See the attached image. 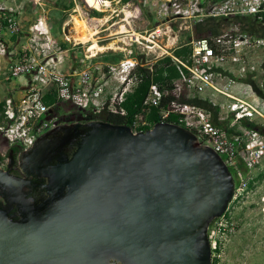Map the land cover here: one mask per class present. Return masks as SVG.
<instances>
[{
    "label": "water",
    "instance_id": "95a60500",
    "mask_svg": "<svg viewBox=\"0 0 264 264\" xmlns=\"http://www.w3.org/2000/svg\"><path fill=\"white\" fill-rule=\"evenodd\" d=\"M16 161L20 177L0 168V264H211L235 190L222 158L168 122L71 119Z\"/></svg>",
    "mask_w": 264,
    "mask_h": 264
},
{
    "label": "built area",
    "instance_id": "2783aa9c",
    "mask_svg": "<svg viewBox=\"0 0 264 264\" xmlns=\"http://www.w3.org/2000/svg\"><path fill=\"white\" fill-rule=\"evenodd\" d=\"M97 1L102 11H93L102 14L110 11L114 2ZM119 3L121 0H118ZM140 8L147 9L153 25L138 34H133L129 28L123 32L119 30L123 58L117 61L103 63L100 58L104 55L92 43L71 42L64 35V41L75 49L78 59L77 67L64 71L62 64L70 57L69 49L63 50L61 42L51 36L45 17H39L31 24L25 42L19 41L18 47L14 48L13 38L22 33V8L19 6L13 10L0 5V77L12 84H25L21 95L15 97L11 94L3 100L0 137L9 146L24 151L40 135L57 127L60 124L57 117L51 107L44 103L45 96L50 92L57 101L69 103L82 111L98 114L106 105L109 112H117L116 106L124 101L136 83V68H150L158 59L171 56L169 51L177 44L176 24L181 30L185 23L196 25L206 19L224 20L225 28L220 34L189 42L192 48L191 64L177 61L185 71L180 70V79L172 91L175 99L170 102L169 110L161 114L162 119L169 113L178 116L181 127L192 132L199 141L216 152L228 168L235 171L232 201L226 212L211 223L208 232L211 264H223L226 245L236 233V222L230 217L231 204L243 197L251 180L249 173L264 161V121L260 124V130L242 128L229 135L224 128L210 121L207 112L181 103L179 98L182 90L189 95L204 96L210 92L213 96H223L229 103L217 105L220 111H225L226 118L233 116L230 127L241 121L252 122L256 115L260 116L250 103L230 94L228 86L233 83L230 78L227 85L219 87L215 79L221 74L214 70H224L228 61L240 62L249 51L264 54V37L252 34L244 23L258 14H264V0H139V5L130 11V16L123 14L121 22L138 19ZM111 13L116 14L115 11ZM239 73L253 74V78H256L257 68L253 64H243ZM110 82L113 83L111 95L102 102L100 98ZM162 95L157 86L152 85L144 105L156 106ZM204 97L210 99L209 96ZM120 113L124 114L122 110ZM145 126H149V123L138 117L131 130L138 132L137 129Z\"/></svg>",
    "mask_w": 264,
    "mask_h": 264
},
{
    "label": "rangeland",
    "instance_id": "374dc122",
    "mask_svg": "<svg viewBox=\"0 0 264 264\" xmlns=\"http://www.w3.org/2000/svg\"><path fill=\"white\" fill-rule=\"evenodd\" d=\"M70 1L74 4V7H78L82 17L84 15L85 17L101 16L92 13L94 8L91 9L92 7L88 5L91 7L89 8L85 4L84 0H53L51 3L44 0H39L38 3H36L34 0H0V5L6 9L13 8V10H16L19 6L22 8L20 14L22 33L17 36V40H14V44L18 43L19 41L25 42L26 38L23 32H25V30L39 17H45L46 24L53 38L60 40L63 38V32H65L67 35H69L70 41L73 42L74 39L71 38V34L72 32L75 33V28L70 23V20L71 16L75 15V11L73 10L74 7L70 10L66 9ZM138 2L139 0H127V16H130L129 11H133L136 6L139 5ZM122 5V2L118 4V0H114L110 11L103 13L104 17H108V20L111 17H114L113 21H119V19L123 17V14L114 16L111 12L113 10L117 11ZM95 10L102 11V8L100 6L99 9ZM14 14L17 15L16 13ZM94 22L95 23L92 25L96 26L94 29L96 36H106V34H109L107 37H105L109 43L120 40L118 31L123 29L117 27L115 30L103 32L102 29L104 26L102 27V21ZM244 23L246 26L249 25L247 22ZM152 25L153 24L147 9L140 8V16L132 23V27L138 32H142L149 30ZM189 26L190 25L188 23L182 24L181 30L178 29L179 24L174 26V31L176 32L178 38V44L191 41L189 35L187 34L188 29H185V27ZM253 26L257 27L258 24L253 23ZM261 28L262 27L260 26L257 27V34L260 33ZM193 39L196 40V38ZM91 40L92 38L89 39V43H91ZM101 40L102 41L100 44L106 43L104 42L103 38ZM263 62L264 54L262 52H246L240 62L233 63L228 61L224 65L226 75L221 74L215 79L216 84L219 87H222L227 85V79L231 78L233 83H230L228 86L230 94L250 103L260 113V116L256 115L254 117L250 127H247V124H245L248 123V121H241L235 124L237 129L254 128L260 130V124L264 121V100L258 98L248 85L238 83L236 81L237 78L244 76L239 73L241 66H243V64H253L257 68L255 80L264 90V70L261 68V64ZM12 85L13 84L11 82L5 81L2 77H0V102H3L6 97L11 95L10 89ZM204 96H209L210 99L216 104H223L225 106L229 103V101L221 95L213 96L209 92ZM78 113L82 114V116L86 115L84 111L74 107L69 103L60 105L55 109V116L57 117L58 121L62 120L64 117ZM71 119L73 120L75 118L71 116L67 117L65 122H70ZM221 121L224 124L228 123V125H231V120L229 121V117L226 118V113L224 110L221 111ZM261 175H263V178L259 179ZM249 176L251 177V182H253V188L247 189L242 198L234 201L231 204L230 217L232 218L233 222H236V233L226 245L223 264H264V161H262L259 166L252 170L249 173Z\"/></svg>",
    "mask_w": 264,
    "mask_h": 264
},
{
    "label": "trees",
    "instance_id": "16d2710c",
    "mask_svg": "<svg viewBox=\"0 0 264 264\" xmlns=\"http://www.w3.org/2000/svg\"><path fill=\"white\" fill-rule=\"evenodd\" d=\"M46 2H52L53 0H44ZM113 1V0H110ZM218 1V0H212ZM122 3H126L127 0H121ZM74 7V4L70 1L69 5L66 7L67 10H70ZM92 13L96 15H103L102 13L92 11ZM247 25L249 31L252 34L259 35L264 37V14H258L254 16L252 19L248 20ZM253 23H257L258 26L262 27L260 33L257 34V27L253 26ZM221 24H226L224 20H214V19H206L202 23L196 24L195 28L198 33L209 32L211 35L215 36L222 32ZM225 26H223L224 28ZM219 28L217 34L216 30ZM215 34V35H214ZM14 40L16 37L13 38ZM61 47L62 44H61ZM191 53L192 48L189 45V42L178 44L172 51L171 56H165L158 59L155 63L152 64L150 68L145 66H139L135 70V74L137 75V80L133 89L130 93L125 96L124 101L117 105V112L111 113L108 111L107 106L105 105L102 110L98 114H93L91 111H84L86 115L82 116V114H72L67 117L79 118L84 122L88 121H102L110 124L123 125L132 128L133 122L138 118L142 117V120L149 123V126H145L143 128L137 129V131H147L151 129V127L158 122H168L172 124H176L181 126L182 124L178 121V116L169 113V115L162 119L161 114L167 112L169 110L170 102L175 99L172 95V91L174 89L175 83L180 79V70L185 71L182 66L178 63L181 62L183 64L190 65L191 64ZM178 61V62H177ZM261 68L264 70V62L261 64ZM217 74L226 75L225 70L222 68H216L214 70ZM231 76V75H230ZM232 77V76H231ZM231 79V78H230ZM238 83H243L248 85L253 93L260 99L264 100V90L259 86L256 82L255 78H253V74L246 73L244 76L236 79ZM152 85H156L157 88L163 93L159 102L156 106H148L144 105V101L149 94L150 87ZM179 101L181 103L190 104L201 108L205 112L210 115V121L216 125L224 128L229 135H232L236 132V127H230L228 123L224 124L221 121V111L217 104H214L208 97L199 96V95H189L185 90H182L180 94ZM44 103L51 107L52 113L55 115V109L60 105H64L67 103H61L57 101L52 92L48 93L44 98ZM120 110L124 112V114L120 113ZM64 117L59 121L60 124L66 123ZM233 116H229V121L232 120ZM3 123V102H0V124ZM252 122L245 123L247 127H250ZM254 129V128H253ZM264 136V132H262ZM14 150V149H10ZM15 154V153H14ZM16 155V154H15ZM241 169L244 171L243 167ZM232 176L235 179L236 184V174L235 171L229 168ZM263 175L259 177L262 179ZM252 180L249 181L247 189L253 188Z\"/></svg>",
    "mask_w": 264,
    "mask_h": 264
},
{
    "label": "crops",
    "instance_id": "0c3cea01",
    "mask_svg": "<svg viewBox=\"0 0 264 264\" xmlns=\"http://www.w3.org/2000/svg\"><path fill=\"white\" fill-rule=\"evenodd\" d=\"M218 1H221V0H218ZM127 6H128V3H123V5L120 7V9H118L117 11L113 10V11L116 12V14H112V15H114V16H116L117 14H119V15L120 14L127 15V11H126ZM73 10L75 11V15L71 16L70 23L74 26L75 33L72 32L71 38L74 39V41H81V39L82 40H86L84 42H87V41H89V39L92 38L91 43L93 44V47H95L97 49V51L102 52V54L104 55V56H102L100 58L103 63L113 62V61H117V60L123 58V52L121 51V49L123 48V45L120 43L119 40L118 41H114L115 44H114V42L113 43H109L107 41V39L105 38L109 34H106V36H99V35L96 36L95 33H94V29L96 28V26L92 25V24L95 23L94 21H98V22L102 21V23H103L102 27L104 26V28L102 29L103 32L115 30V29H117V27H120V28L124 27V28H129L128 30L130 32H132L133 34H138L139 33L136 29H134L132 27V23L134 21H136L137 19H134L133 21L130 20L131 22L125 20V23H123V22H121L122 18L119 19V21H113L114 17H111L108 20V17H104V15H101L99 17L98 16L85 17V15H84L82 17L77 6H75ZM223 26H225V24H221L220 30L222 29V31L225 28V27L223 28ZM28 28L25 30V32H23L25 37H27V35H28ZM185 29H188V33L187 34L189 35L190 40H193V38L199 39L201 37L211 35L210 31L209 32L198 33L196 31L195 25H190L189 27H185ZM218 31H219V28L216 30L215 33L217 34ZM63 34L67 38H69V35H67L65 32H63ZM110 34H112V33H110ZM102 38H103L104 42H106V43L100 44V42L102 41L101 40ZM15 40H17V38ZM59 41L61 42V44L63 46V47H61L63 50L69 49L68 52H69V56L70 57H69V59L66 58L65 62L62 64L63 70L64 71H69L71 68L77 67V65H78L77 55L75 56V54H76L75 49L71 48V44L70 43L64 41L63 38H61ZM12 42H13V44L15 43L14 39H13ZM81 42H83V41H81ZM18 45H19V43L14 44V48H17ZM177 45H178V38H177L176 46ZM170 53H171V51H169V54ZM5 63H6V61H4V64ZM24 89H25V84H23V83L22 84H13L11 89H10V93L13 96L18 97L19 95L22 94V91ZM112 89H113V83L110 82L105 87L104 92H103V94H102V96L100 98V101L103 102V101L107 100L109 98V96L111 95Z\"/></svg>",
    "mask_w": 264,
    "mask_h": 264
},
{
    "label": "flooded vegetation",
    "instance_id": "af4514ba",
    "mask_svg": "<svg viewBox=\"0 0 264 264\" xmlns=\"http://www.w3.org/2000/svg\"><path fill=\"white\" fill-rule=\"evenodd\" d=\"M80 120L84 122L81 117L75 118L74 121ZM70 123V122H69ZM14 150H10V149ZM20 152L19 148L14 146H9L1 137H0V168L4 172H8L11 175L20 177V173L16 170L17 167V157ZM16 155H15V154ZM10 155L13 157V162L10 161Z\"/></svg>",
    "mask_w": 264,
    "mask_h": 264
},
{
    "label": "bare ground",
    "instance_id": "6f19581e",
    "mask_svg": "<svg viewBox=\"0 0 264 264\" xmlns=\"http://www.w3.org/2000/svg\"><path fill=\"white\" fill-rule=\"evenodd\" d=\"M84 2H85V4H86L87 6L90 5V6L92 7V9L94 8V10H95V9H99L100 6H101V5L99 6V3H98L97 0H84ZM86 2H87L88 4H87ZM106 4H107V3H106ZM88 7H89V6H88ZM91 7H89V8H91ZM101 8H102V6H101ZM121 29H123V30H120V31L123 32L125 28L121 27ZM118 32H119V31H118ZM81 41L84 42V41H86V40H82V39H81Z\"/></svg>",
    "mask_w": 264,
    "mask_h": 264
}]
</instances>
